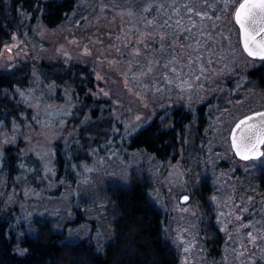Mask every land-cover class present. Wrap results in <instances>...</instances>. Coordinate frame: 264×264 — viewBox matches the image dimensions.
<instances>
[{
	"label": "rangeland",
	"instance_id": "obj_1",
	"mask_svg": "<svg viewBox=\"0 0 264 264\" xmlns=\"http://www.w3.org/2000/svg\"><path fill=\"white\" fill-rule=\"evenodd\" d=\"M225 2L77 0V8L54 28L23 13V31L11 34L8 47L0 49V71L21 62L34 68L31 85L19 91L28 117L20 125L0 122V155L13 145L23 162L39 163L35 172L31 166L12 177L0 175V207L13 215L17 234L31 232L33 219L46 217L68 239L92 237L104 245L112 226L105 219L103 190L110 183L127 184L139 172L151 179V197L165 214V235L180 264H264V196L252 183L264 156L240 160L230 142L243 113L264 108V96L242 90L247 70L263 60L249 57L236 42L234 12L241 0H228L227 7ZM55 61L89 65L97 82L93 95L109 102L113 118L112 135L61 178L56 144L71 143L80 124L73 118L74 87L58 93L37 77L41 63ZM202 104L210 120L203 143L193 144L187 135L176 160L162 162L128 149L130 137L155 117L164 123L180 106L195 115ZM202 181L209 185L210 202L198 200ZM77 211L96 228L90 221L74 224ZM210 226L224 238L218 258L206 242Z\"/></svg>",
	"mask_w": 264,
	"mask_h": 264
},
{
	"label": "trees",
	"instance_id": "obj_2",
	"mask_svg": "<svg viewBox=\"0 0 264 264\" xmlns=\"http://www.w3.org/2000/svg\"><path fill=\"white\" fill-rule=\"evenodd\" d=\"M76 8L77 0H0V49L10 41L11 34L23 31V13L32 21L39 20L54 28L63 24ZM216 22L219 28V21ZM223 35L228 38L227 34ZM230 38L234 40L237 36ZM236 42L240 47V40L236 39ZM217 63L215 60L214 64ZM33 71L28 62L0 71V122L7 127L13 123L20 125L28 117L19 91L31 85ZM36 74L43 84L58 88V93L67 86L75 89L77 104L73 118L80 127L67 146L56 144L57 177L61 178L66 170L71 171L80 161L90 158L89 149L112 135L113 118L109 102L93 95L97 82L89 65L43 62L37 67ZM246 76L248 82L242 90L264 96V60L248 69ZM255 110L259 107L246 110L242 116ZM86 115H90V119L81 125ZM208 118L206 105H200L195 115L184 106L175 107L164 123L157 116L133 134L127 142L128 149L143 150L162 162L174 161L187 135L191 143H203L202 137L210 125ZM20 154L18 147L13 145L3 150L0 175L4 171L10 177L15 176L23 167L30 169L33 166L34 172L37 170L38 161L23 162ZM253 175L255 190L264 196V166ZM204 183L202 181L201 189L197 190L198 200L210 202L211 191ZM151 190V179L139 172H133L127 184L110 183L104 188V214L112 232L102 246L92 237L68 239L67 232L58 230L54 221L46 217L34 218L31 232L23 230L22 234H17L12 228L13 215L0 207V264H180L177 251L165 235V214L153 201ZM76 214L78 218L74 224L90 221L92 228H96L94 220L86 218L80 211ZM205 234L212 256L218 258L224 242L222 232L218 227L210 226L205 229Z\"/></svg>",
	"mask_w": 264,
	"mask_h": 264
},
{
	"label": "snow or ice",
	"instance_id": "obj_3",
	"mask_svg": "<svg viewBox=\"0 0 264 264\" xmlns=\"http://www.w3.org/2000/svg\"><path fill=\"white\" fill-rule=\"evenodd\" d=\"M227 6L228 0L225 2V7ZM200 15L206 14L202 12ZM234 15L243 31L244 48L252 56L264 57V0H241ZM5 47L8 46L5 45ZM188 87L192 85L189 84ZM254 117L257 119L254 120ZM235 128L236 131L232 133V142L238 154L244 159L264 155V152L260 151V146L264 145V112L245 116L235 125ZM184 199L187 200L188 197L185 196ZM248 235L251 236V233ZM255 239L256 237H252L253 241ZM21 251L27 250L21 249Z\"/></svg>",
	"mask_w": 264,
	"mask_h": 264
},
{
	"label": "water",
	"instance_id": "obj_4",
	"mask_svg": "<svg viewBox=\"0 0 264 264\" xmlns=\"http://www.w3.org/2000/svg\"><path fill=\"white\" fill-rule=\"evenodd\" d=\"M237 7H238V5H237ZM235 13V12H234ZM234 20H235V22H236V24L238 25V27H239V30H240V40H241V45H242V48H243V50L246 52V54L249 56V57H252V58H255V59H262V60H264V57H259V56H252L245 48H244V46H243V31H242V29L240 28V25H239V23L236 21V19H235V15H234ZM256 112H264V109H259V110H255V111H253V112H251V113H248V114H246V115H244V116H242L241 118H239L238 120H237V122L233 125V127H232V129H231V132H230V142H231V146H232V150H233V152H234V154L236 155V157L237 158H239L240 160H245V161H247V160H256V159H260V158H262L264 155H261V156H253V157H251V158H249V159H244L240 154H238L237 152H236V149H235V145L233 144V142H232V133L234 132V131H236V128H235V125L241 120V119H243L245 116H252L254 113H256ZM255 119H257V118H255L254 117V120ZM260 151L261 152H264V145H261L260 146ZM188 200V199H187ZM187 200H185L184 199V197L181 199V202H187Z\"/></svg>",
	"mask_w": 264,
	"mask_h": 264
}]
</instances>
